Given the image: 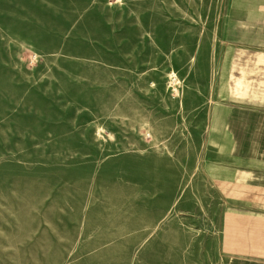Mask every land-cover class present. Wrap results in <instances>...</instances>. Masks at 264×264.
Listing matches in <instances>:
<instances>
[{
  "label": "rangeland",
  "instance_id": "rangeland-1",
  "mask_svg": "<svg viewBox=\"0 0 264 264\" xmlns=\"http://www.w3.org/2000/svg\"><path fill=\"white\" fill-rule=\"evenodd\" d=\"M263 3L0 0V264H227L220 41Z\"/></svg>",
  "mask_w": 264,
  "mask_h": 264
},
{
  "label": "crops",
  "instance_id": "crops-1",
  "mask_svg": "<svg viewBox=\"0 0 264 264\" xmlns=\"http://www.w3.org/2000/svg\"><path fill=\"white\" fill-rule=\"evenodd\" d=\"M235 33L220 41L223 82L211 120L228 130L231 153L214 183L225 204L219 252L227 264H264V3Z\"/></svg>",
  "mask_w": 264,
  "mask_h": 264
}]
</instances>
